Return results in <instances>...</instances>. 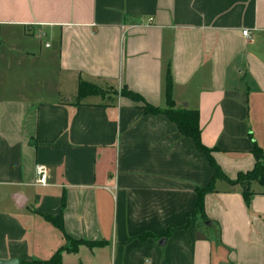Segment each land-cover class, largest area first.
<instances>
[{
    "label": "crops",
    "instance_id": "1",
    "mask_svg": "<svg viewBox=\"0 0 264 264\" xmlns=\"http://www.w3.org/2000/svg\"><path fill=\"white\" fill-rule=\"evenodd\" d=\"M81 81L102 92L79 99ZM123 88L197 110L225 176ZM256 148L264 0H0V260L264 264V184L247 200L232 182Z\"/></svg>",
    "mask_w": 264,
    "mask_h": 264
},
{
    "label": "trees",
    "instance_id": "2",
    "mask_svg": "<svg viewBox=\"0 0 264 264\" xmlns=\"http://www.w3.org/2000/svg\"><path fill=\"white\" fill-rule=\"evenodd\" d=\"M166 89L168 94H170L172 87V78L170 71L167 72L166 75ZM102 89L98 86L92 84L91 82L81 81L79 84L78 98L92 94V93H100ZM124 95L132 98L133 100L140 101L143 103V110L145 113H153V114H164L171 120L177 123L179 131L182 135L190 136L194 139L197 147L205 152L215 167L216 172L214 176V180L219 177H224L225 174L221 167L217 164L214 157L211 154V149L202 143L201 140V132L199 128V113L197 110L192 109H176L174 108L173 102L169 97V106L167 108H161L160 106L153 105L145 100V98L138 92H134L128 88H123L121 91ZM256 155V164L253 170L248 171L246 173H240L236 180H232V182L242 183L244 186L243 194L247 200H249L252 191L250 190V184L253 180H258L260 183L264 184V159H263V151L260 148H256L254 151ZM213 189V183H211L206 188H198V200H197V212H200L205 216L204 213V195L206 192ZM57 225H61V222L58 221L59 218L55 216H47ZM74 243H80V240H73ZM39 264H59L60 256L58 253L54 254V256L50 260L46 261H36Z\"/></svg>",
    "mask_w": 264,
    "mask_h": 264
},
{
    "label": "built area",
    "instance_id": "3",
    "mask_svg": "<svg viewBox=\"0 0 264 264\" xmlns=\"http://www.w3.org/2000/svg\"><path fill=\"white\" fill-rule=\"evenodd\" d=\"M243 33L246 36H250L248 29H245ZM49 181V167L44 163H38L36 165V183L40 185H47Z\"/></svg>",
    "mask_w": 264,
    "mask_h": 264
},
{
    "label": "water",
    "instance_id": "4",
    "mask_svg": "<svg viewBox=\"0 0 264 264\" xmlns=\"http://www.w3.org/2000/svg\"><path fill=\"white\" fill-rule=\"evenodd\" d=\"M0 264H21V262L18 259L0 260Z\"/></svg>",
    "mask_w": 264,
    "mask_h": 264
},
{
    "label": "rangeland",
    "instance_id": "5",
    "mask_svg": "<svg viewBox=\"0 0 264 264\" xmlns=\"http://www.w3.org/2000/svg\"><path fill=\"white\" fill-rule=\"evenodd\" d=\"M45 44V42L43 43V45Z\"/></svg>",
    "mask_w": 264,
    "mask_h": 264
}]
</instances>
